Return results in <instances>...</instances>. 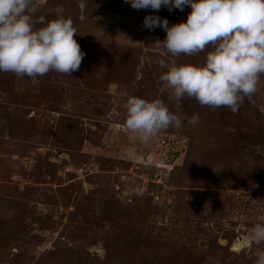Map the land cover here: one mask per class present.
Listing matches in <instances>:
<instances>
[{
	"label": "rangeland",
	"instance_id": "rangeland-1",
	"mask_svg": "<svg viewBox=\"0 0 264 264\" xmlns=\"http://www.w3.org/2000/svg\"><path fill=\"white\" fill-rule=\"evenodd\" d=\"M85 3L83 18L78 0L34 13L35 27L71 17L77 70L0 72V264H254L264 244L230 246L264 223V75L235 113L187 96L177 110L160 60L201 64L210 47L171 56L142 21L179 23L189 6ZM129 96L160 98L182 126L141 140L124 126Z\"/></svg>",
	"mask_w": 264,
	"mask_h": 264
},
{
	"label": "clouds",
	"instance_id": "clouds-1",
	"mask_svg": "<svg viewBox=\"0 0 264 264\" xmlns=\"http://www.w3.org/2000/svg\"><path fill=\"white\" fill-rule=\"evenodd\" d=\"M38 0H0V72L17 77L36 78L49 71L70 74L78 69L85 55L74 39L76 28L70 16L57 15L35 27ZM133 9L159 10L164 6L183 11L186 19L168 24L154 13L145 15L142 26H156L165 32L154 44L171 56L190 55L210 47L201 64L175 62L166 64L159 80L174 107L180 108L183 97L213 108L227 107L237 112L242 101L257 90L264 75V0H125ZM86 7L78 0L80 16ZM42 20V18H41ZM124 126L141 140L161 130L182 126V117L160 98L146 100L129 96L125 102ZM196 114L186 119L194 125ZM264 244V223H255L233 251ZM254 264H264V248L255 250Z\"/></svg>",
	"mask_w": 264,
	"mask_h": 264
},
{
	"label": "water",
	"instance_id": "water-1",
	"mask_svg": "<svg viewBox=\"0 0 264 264\" xmlns=\"http://www.w3.org/2000/svg\"><path fill=\"white\" fill-rule=\"evenodd\" d=\"M237 245H240V242H239ZM230 248H231V250H233L234 248H237V246H235V245L232 244V245L230 246Z\"/></svg>",
	"mask_w": 264,
	"mask_h": 264
},
{
	"label": "bare ground",
	"instance_id": "bare-ground-1",
	"mask_svg": "<svg viewBox=\"0 0 264 264\" xmlns=\"http://www.w3.org/2000/svg\"><path fill=\"white\" fill-rule=\"evenodd\" d=\"M238 243H239V242H238ZM238 243H236V244L234 243L233 245H235V246L239 247V245H237Z\"/></svg>",
	"mask_w": 264,
	"mask_h": 264
}]
</instances>
